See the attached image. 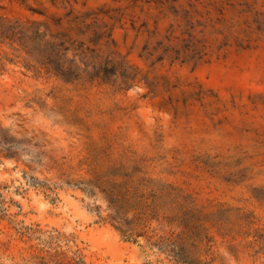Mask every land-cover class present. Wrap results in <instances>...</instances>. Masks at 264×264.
<instances>
[{"label":"rangeland","instance_id":"obj_1","mask_svg":"<svg viewBox=\"0 0 264 264\" xmlns=\"http://www.w3.org/2000/svg\"><path fill=\"white\" fill-rule=\"evenodd\" d=\"M0 264H264V0H0Z\"/></svg>","mask_w":264,"mask_h":264},{"label":"trees","instance_id":"obj_2","mask_svg":"<svg viewBox=\"0 0 264 264\" xmlns=\"http://www.w3.org/2000/svg\"><path fill=\"white\" fill-rule=\"evenodd\" d=\"M119 229L121 230V228H119ZM123 234L126 235L127 237H132V233H130V232H124L123 231Z\"/></svg>","mask_w":264,"mask_h":264}]
</instances>
